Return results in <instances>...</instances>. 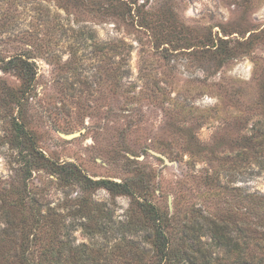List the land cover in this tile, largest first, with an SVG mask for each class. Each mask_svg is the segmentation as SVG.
I'll return each instance as SVG.
<instances>
[{"label":"rangeland","instance_id":"rangeland-1","mask_svg":"<svg viewBox=\"0 0 264 264\" xmlns=\"http://www.w3.org/2000/svg\"><path fill=\"white\" fill-rule=\"evenodd\" d=\"M259 119L264 0H0L1 193L25 191L61 214L74 245L108 251L126 236L150 255L151 229H85L140 223L147 200L168 218L169 254L171 238L172 253L191 249L199 264H237L200 217L229 222L232 236L254 220L264 170L236 167L235 154ZM49 161L132 192L85 188Z\"/></svg>","mask_w":264,"mask_h":264},{"label":"trees","instance_id":"trees-1","mask_svg":"<svg viewBox=\"0 0 264 264\" xmlns=\"http://www.w3.org/2000/svg\"><path fill=\"white\" fill-rule=\"evenodd\" d=\"M16 59L11 58L9 63L19 61V65H14L12 68L19 71L23 84L30 86L31 80L28 79V71L25 67L28 60L22 57ZM252 139L254 143H249L248 150H240L235 154L236 167L242 162L249 161L251 165L264 170V120L259 119L254 123ZM41 157L43 159L40 160L42 159L43 162L48 161L44 155L41 154ZM49 164L60 169L69 167L72 180L85 188L103 185L113 192H132L127 184L108 179L94 180L83 174L73 163L66 165L49 161ZM1 190L0 186V220H4L3 225L0 224V264H196L198 262L191 249H184L181 254L172 253L171 238L169 254V242L164 231L168 225V218L163 217L161 212L147 200L137 201L142 206L145 216L140 223L129 220L120 225H108L96 221L93 224L88 223L85 229L88 233L105 234L109 232L114 234L116 231L136 234L139 230L151 229L156 240L150 255L137 241L126 236L108 251H105L104 247L85 243L74 245L71 238L72 231L63 221L61 214L53 209L43 213L36 205L37 200L32 197L28 199L25 191L15 195L9 191L1 193ZM250 198L259 211H254L255 218L249 223L246 220L234 223L237 236L230 234L229 222L221 223L219 221L224 222V220L207 215H202L200 218L210 224L209 231L218 239L220 245L225 247L228 254L236 251L235 263L264 264V195H251ZM82 211L86 212V216L90 219H97L104 214L101 208L98 209L97 214L89 207ZM106 214L111 215L110 211ZM251 223H254L253 228ZM246 252L248 255L245 254Z\"/></svg>","mask_w":264,"mask_h":264},{"label":"water","instance_id":"water-1","mask_svg":"<svg viewBox=\"0 0 264 264\" xmlns=\"http://www.w3.org/2000/svg\"><path fill=\"white\" fill-rule=\"evenodd\" d=\"M63 137L65 138H73L75 136L78 135V132H75V133H61ZM166 159V158H165ZM166 161L168 162V160L166 159Z\"/></svg>","mask_w":264,"mask_h":264}]
</instances>
